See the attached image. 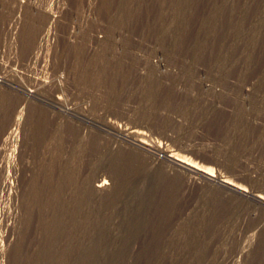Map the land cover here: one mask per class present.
Returning <instances> with one entry per match:
<instances>
[{
	"label": "rangeland",
	"instance_id": "obj_1",
	"mask_svg": "<svg viewBox=\"0 0 264 264\" xmlns=\"http://www.w3.org/2000/svg\"><path fill=\"white\" fill-rule=\"evenodd\" d=\"M159 142L264 195V0H0V264H264Z\"/></svg>",
	"mask_w": 264,
	"mask_h": 264
},
{
	"label": "bare ground",
	"instance_id": "obj_2",
	"mask_svg": "<svg viewBox=\"0 0 264 264\" xmlns=\"http://www.w3.org/2000/svg\"><path fill=\"white\" fill-rule=\"evenodd\" d=\"M23 108H20L17 112H15L16 114H15L13 121H12V127H13V124L15 127H18V125L21 121L23 111L25 110ZM12 127H11V129H12ZM14 131L15 130H10L9 131L10 133H8V135H10V136L15 135L14 137L16 138L17 135L15 133L17 131L16 132H14ZM125 132L127 133V135L131 139H133L134 141H136L138 143L139 147L150 145V144H147V142H151L150 139L147 138L145 136V133L140 131V129L135 128V126L129 128V129H126ZM14 137H12V138H14ZM155 148L157 150H161L165 153L166 158H167L166 161L169 162L171 164V166H173L174 168H176V169H178L184 173L197 175V176L203 178L204 180H206L208 183L216 185V186L220 187L221 189H223V190H225L231 194H234L236 196H239V197H242L245 199H250V200L256 202L257 204L264 206V195H262L260 193L259 194H252V193L248 192L245 189V187H243L242 185L237 184V183L233 182L232 180H230L226 177H218L217 178L213 174L212 169H209L206 167H203V168L199 167L197 165V163H195L193 160H191L190 158H188L185 155L180 154L176 150H168L167 148L165 149V147L163 149L160 145V142L157 145H155ZM94 184H93V189L96 193L97 192L100 193L104 190H108L112 186L111 183H109L106 180H98V181H96V184L95 185ZM8 188H11V182L8 183ZM240 254H241V252H240Z\"/></svg>",
	"mask_w": 264,
	"mask_h": 264
}]
</instances>
